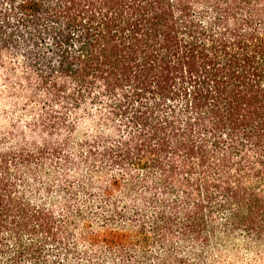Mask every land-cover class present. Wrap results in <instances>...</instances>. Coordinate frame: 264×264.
I'll return each instance as SVG.
<instances>
[{"label": "trees", "instance_id": "1", "mask_svg": "<svg viewBox=\"0 0 264 264\" xmlns=\"http://www.w3.org/2000/svg\"><path fill=\"white\" fill-rule=\"evenodd\" d=\"M0 72V264L264 259V0H0Z\"/></svg>", "mask_w": 264, "mask_h": 264}, {"label": "rangeland", "instance_id": "2", "mask_svg": "<svg viewBox=\"0 0 264 264\" xmlns=\"http://www.w3.org/2000/svg\"><path fill=\"white\" fill-rule=\"evenodd\" d=\"M4 81H3V75L0 72V126H3L5 124H8L11 120L10 118L16 114L14 110H12L11 107H9L8 104L1 101V98L3 96L4 91ZM249 252H242L241 257L237 258V261H233V264H263V260L259 258V256H256ZM230 258V257H229ZM228 258V259H229Z\"/></svg>", "mask_w": 264, "mask_h": 264}]
</instances>
